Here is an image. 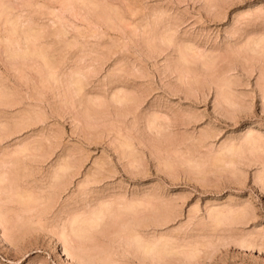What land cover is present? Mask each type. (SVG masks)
<instances>
[{
    "label": "rangeland",
    "instance_id": "1",
    "mask_svg": "<svg viewBox=\"0 0 264 264\" xmlns=\"http://www.w3.org/2000/svg\"><path fill=\"white\" fill-rule=\"evenodd\" d=\"M81 1L0 0V264H264V0ZM97 205L68 254L61 231Z\"/></svg>",
    "mask_w": 264,
    "mask_h": 264
},
{
    "label": "bare ground",
    "instance_id": "2",
    "mask_svg": "<svg viewBox=\"0 0 264 264\" xmlns=\"http://www.w3.org/2000/svg\"><path fill=\"white\" fill-rule=\"evenodd\" d=\"M81 1V0H80ZM7 2V1H6ZM82 2V1H81ZM10 10V9H9ZM115 16V15H114ZM111 17V16H110ZM119 18H121V17H119ZM109 19V18H108ZM111 19V18H110ZM116 20V19H115ZM17 21H18V19H17ZM111 21H112V19H111ZM108 22H110V21H108ZM18 23V22H17ZM113 23V22H112ZM111 25V24H110ZM112 26V25H111ZM17 27V26H16ZM19 28V27H18ZM11 29H13V27H11ZM29 29V28H28ZM26 29H24L23 31H25ZM28 31V30H27ZM11 33V32H10ZM25 33V32H24ZM27 34V33H26ZM24 35V34H23ZM30 36V35H29ZM263 37V36H262ZM31 38V37H30ZM259 38V37H258ZM16 39V38H15ZM19 39V38H18ZM28 39V38H27ZM254 39V38H253ZM256 39H257V37H256ZM260 39H261V37H260ZM29 40V39H28ZM19 41V40H18ZM256 41V40H255ZM260 42H257V44H259ZM247 44V43H246ZM261 44H262V41H261ZM247 47V46H246ZM249 47V46H248ZM247 47V48H248ZM26 48H28V47H26ZM255 48V47H254ZM32 49V48H31ZM30 49V50H31ZM254 50V49H253ZM257 51H258V49H257ZM23 52V51H22ZM32 53V52H31ZM185 53V52H184ZM17 54V53H16ZM45 54V53H44ZM26 55V54H25ZM185 56H187V54L185 53L184 54ZM16 56V55H15ZM28 56V55H27ZM41 56V55H40ZM185 56L183 57V58H185ZM24 57V56H23ZM43 58H45V57H43ZM188 58V57H187ZM46 60V59H45ZM188 60V59H187ZM208 60V59H207ZM213 60V59H212ZM47 62V61H46ZM49 63V62H48ZM47 63V64H48ZM207 63V62H206ZM226 73V72H225ZM54 75V74H53ZM222 76H224L223 74H222ZM227 77V76H226ZM220 78V77H219ZM224 79H222V77H221V79H222V85L220 86V88L222 89V91H223V89L225 88V87H228V86H230V79L228 78V80H227V78H225V76L223 77ZM57 79V78H56ZM58 80V79H57ZM218 80V79H217ZM227 81V84H223L224 83V81ZM234 80V79H233ZM59 81V80H58ZM229 82V83H228ZM80 83H81V81H80ZM80 83H78L80 86H82ZM219 83V82H218ZM79 86V87H80ZM217 86H219V84L217 85ZM81 88V87H80ZM218 88V87H217ZM219 88V89H220ZM82 89V88H81ZM80 89V90H81ZM229 90V89H228ZM232 90V89H231ZM227 91V90H226ZM232 92V91H231ZM228 93V92H227ZM230 93V92H229ZM229 93L227 94V96L225 95L224 96V99L229 103V104H233V99L230 97V96H228L229 95ZM220 94V93H219ZM233 96H234V94H233ZM222 97V96H221ZM223 98V97H222ZM127 99V98H126ZM128 100H129V98H128ZM223 100V99H222ZM225 101V102H226ZM223 102V101H222ZM226 104V103H225ZM234 104H236V103H234ZM233 106V105H232ZM252 133V132H251ZM251 133H250V135H249V137H247V142H251V143H255V145H256V143H257V140H258V138H256L255 136H253L254 134H252L251 135ZM260 136V135H259ZM246 138V137H245ZM245 142V141H244ZM259 142V141H258ZM128 143V142H127ZM25 144H26V142H25ZM28 144V143H27ZM26 144V145H27ZM242 144V143H241ZM264 144V143H263ZM22 146L21 145V147H23V149H24V151L25 150H27L28 149V146ZM227 145V144H226ZM243 145V144H242ZM253 145V144H252ZM258 145H259V143H258ZM19 146V148H20V145H18ZM123 146V145H122ZM244 146V145H243ZM242 146V147H243ZM249 146V145H248ZM254 146V145H253ZM260 146V145H259ZM40 147H42L41 145H40ZM225 147V146H224ZM247 146L245 145V148H246ZM245 148H243V149H245ZM252 148V147H251ZM250 148V149H251ZM256 148V147H255ZM238 149V148H237ZM259 149V148H258ZM15 150H16V148H15ZM20 150V149H19ZM22 150V149H21ZM226 150H228L230 153H232V154H235L236 155V152L238 151V150H236V145H229L228 147H226ZM242 150V149H241ZM241 150H240V152H241ZM263 150V149H262ZM221 151V150H220ZM242 151H244V150H242ZM260 151H261V149H260ZM21 152V151H20ZM31 152V151H30ZM33 152V151H32ZM224 152H226V151H224ZM239 152V151H238ZM239 152V153H240ZM16 153H19V151L17 150L16 151ZM16 153H14V154H16ZM23 152H21V154H22ZM230 153H229V156H233V155H230ZM41 154V153H40ZM238 154V153H237ZM245 154V153H244ZM243 154V155H244ZM12 155V153L10 154V156ZM17 155V154H16ZM13 156H15V155H13ZM18 156V155H17ZM16 156V157H17ZM224 156V155H223ZM222 156V158H224ZM228 156V155H227ZM228 156V157H229ZM16 157L13 159V160H15L16 159ZM231 158V157H230ZM233 158V157H232ZM21 159V158H20ZM227 159V158H226ZM13 160H12V163H13ZM222 161L221 162H223L225 159H221ZM231 160V159H230ZM229 159L228 160H225V161H227V163H229V161H230ZM18 161V160H17ZM16 161V163H18ZM219 161H220V157H219ZM66 162V161H65ZM64 162V163H65ZM69 162V161H68ZM217 162V161H216ZM238 162V161H237ZM236 162V160H234V159H232L231 161H230V164H231V166L233 165V164H236L237 163ZM59 164L58 166L60 167V170H59V168H58V170L62 173V170H63V173L62 174H64L66 171H68V170H70V165L68 164V163H65V164ZM72 163V162H71ZM224 163V162H223ZM170 164H172V163H170ZM101 165V164H100ZM231 166H230V168H231ZM236 166V165H235ZM234 165L232 166V167H235ZM15 167V166H14ZM172 167V166H171ZM72 168V167H71ZM10 169V168H9ZM172 169H173V167H172ZM58 170H57V172H56V169H55V175L53 176L54 177V179H58V178H60L61 177V173H59L58 172ZM263 170V169H262ZM3 171V170H2ZM1 172V171H0ZM9 172L11 173V171L9 170ZM262 172V171H261ZM3 174H4V172H2ZM6 173H8V171L6 172ZM53 173V172H52ZM2 174V175H3ZM260 174H262V173H260ZM259 174V175H260ZM2 175H0V181H4L5 179H6V177L8 176V174H6L7 176H2ZM5 177V178H4ZM10 177H11V174H10ZM64 177V176H63ZM62 178V177H61ZM259 178H260V176H259ZM12 179H14V177L12 178ZM16 179V178H15ZM14 179V180H15ZM261 179L262 180H264V178L261 176ZM260 179V180H261ZM9 180V179H8ZM2 182H0V184L2 183ZM6 182V181H5ZM10 182L11 181H9V184L8 185H10ZM14 182V181H13ZM18 184V183H17ZM52 184V183H51ZM7 185V186H8ZM2 186V187H1ZM0 187H1V189H6L7 187L6 186H3V184L1 185ZM5 187V188H4ZM11 187H14V185H11L9 188H8V190H10V191H12L13 190V188L11 189ZM18 187V186H17ZM17 187H16V189H17ZM53 187V186H52ZM15 189V188H14ZM16 189H15V191H13L14 192V195H15V193H16ZM19 189V188H18ZM17 189V190H18ZM27 189V188H26ZM7 189H6V191H8ZM10 191L8 192V193H10ZM3 192V191H2ZM13 192H12V194H13ZM24 192H25V190H24ZM28 192H30L31 193V191H29L28 190ZM5 193V192H4ZM18 193V192H17ZM33 193V192H32ZM6 196V195H5ZM8 196V195H7ZM16 196V195H15ZM27 197H31V195L29 196V195H26ZM36 196V195H35ZM48 196V195H47ZM9 197V196H8ZM27 197H25V198H27ZM10 198V197H9ZM148 198V197H147ZM15 199V198H14ZM23 199V198H22ZM28 199V198H27ZM35 199V198H34ZM34 199H32V200H34ZM37 199V198H36ZM40 198H38V201H41V200H39ZM49 199H51L50 197H49ZM151 199V197L147 200L146 199V201H148L147 203H149V200ZM11 200V199H10ZM48 200V199H47ZM46 200V201H47ZM16 201V200H15ZM26 201H28V200H26ZM29 201H30V203H31V200L29 199ZM118 201H120V200H118ZM128 201V200H127ZM127 201L125 202V203H127ZM130 201V200H129ZM145 201V200H144ZM145 201V202H146ZM42 202V201H41ZM107 202V201H106ZM106 202H102L103 204H106ZM112 203H113V201H111ZM110 202V203H111ZM22 203V202H21ZM27 204H28V202H26ZM34 203V202H33ZM35 203H40V202H36L35 201ZM109 203V202H108ZM115 203V202H114ZM123 203H124V201H123ZM122 203V204H123ZM146 203V204H147ZM23 204H25V202L23 203ZM42 204V203H41ZM45 204V203H44ZM101 204V203H100ZM103 204H102V206H103ZM128 204V203H127ZM26 205V204H25ZM99 205V204H98ZM97 205V206H98ZM109 205V204H108ZM107 205V206H108ZM117 205H119L120 207H121V203H118ZM126 205V204H125ZM137 205L138 204H136V201L135 202H133V203H131L129 206L127 205V207L126 208H128V209H131V210H134V209H136L137 208ZM1 206V205H0ZM28 206V205H27ZM40 206V205H39ZM105 206V205H104ZM103 206V207H104ZM118 206V207H119ZM124 206V205H123ZM153 206V205H152ZM106 207V206H105ZM111 207H112V204H111V206L109 205L108 206V208H110L111 209ZM31 208V207H30ZM30 208H28L27 210L28 211H33L32 209H30ZM33 208V207H32ZM42 208V207H41ZM94 208V207H93ZM107 207H106V209H108ZM126 208H123V209H126ZM146 208L147 207H145V210H146ZM151 208H153V207H151ZM21 209V208H20ZM25 209V208H24ZM30 209V210H29ZM34 209V208H33ZM106 209H101L99 206H98V211H92V212H90V213H92V214H90V216H88V213H89V211L86 213V212H84L85 213V215H79V214H75V217L74 216H71V220L70 221H72L71 222V224H70V226H69V229L67 228V229H63L64 231H61L62 233H60V235L65 239V241H68V240H72V243L69 241V245H67V246H69V247H65V249H63V250H65V252H67L68 254H73V252L74 253H76V251H77V253H81V254H78V255H80L81 257H85V255H83L84 253H82V252H79V250L81 251V250H83L81 247L79 248V245L77 246V244L75 245V241L73 240V239H69V237L71 236V235H73L74 234V236L76 235V236H78V239L80 238H84L83 236L85 235V233L86 232H88L89 230H90V228H92L93 227V229H94V227L96 226H98L99 224H101L100 222L102 221V219L104 220V218H105V214H107V210ZM121 209V208H120ZM128 209H126V210H128ZM166 209V208H165ZM210 209V214H211V216L214 218V219H216V220H221V219H224V218H227V217H229L235 210L233 209V208H231V207H228V208H212V210H211V208H209ZM246 209V208H245ZM26 210V209H25ZM93 210H95V209H93ZM96 210H97V207H96ZM105 210L107 211L106 213H105ZM167 210V209H166ZM165 210V211H166ZM3 211V210H2ZM1 211V212H2ZM110 211V210H109ZM136 211V210H135ZM159 211V210H158ZM209 211V210H208ZM0 212V213H1ZM155 212V211H154ZM156 212H157V210H156ZM244 212H245V210H244ZM3 213H4V211H3ZM30 213V212H29ZM108 213H110V212H108ZM136 213V212H135ZM158 213V212H157ZM209 213V212H208ZM246 213V212H245ZM139 214V213H138ZM165 214V213H164ZM1 215V214H0ZM5 215H6V213H5ZM8 215V214H7ZM7 215H6V217H7ZM137 215V214H136ZM159 215H161V214H159ZM242 214H239V216H241ZM245 215V214H244ZM2 216V215H1ZM0 216V217H1ZM11 216V215H10ZM109 216V215H108ZM115 218H116V216L115 215H113ZM112 216V217H113ZM3 217H4V214H3ZM5 217V218H6ZM74 217V218H73ZM110 217V216H109ZM158 217V216H157ZM73 218V219H72ZM118 219H120L119 218V216L117 217ZM167 218V217H166ZM212 218V219H213ZM12 218H10L9 219V221L11 220ZM20 219V218H19ZM113 219V218H112ZM133 219H134V217H133ZM164 219H165V217H164ZM163 219V220H164ZM6 220V219H5ZM4 220V221H5ZM16 220H17V218H16ZM107 220V219H106ZM116 220V219H115ZM127 220H128V218H127ZM167 219H165V221H166ZM12 221V220H11ZM124 221V220H123ZM128 221H130V219L128 220ZM6 222V221H5ZM21 222V221H20ZM31 222H33V221H31ZM107 222V221H106ZM135 222V221H134ZM215 222V221H214ZM70 223V222H69ZM111 223V222H110ZM109 223V224H110ZM113 223H114V221H113ZM116 224H118L117 222H115ZM121 223V222H120ZM126 223V222H125ZM145 223V222H144ZM159 223V222H158ZM24 224V223H23ZM30 224V223H29ZM106 224H108V223H106ZM115 225V224H114ZM129 226H130V223L128 224ZM138 225V224H137ZM100 226V225H99ZM105 226H107V225H105ZM111 226L113 227V224H111ZM122 227H124L123 225H121ZM121 226H119L118 225V227L120 228ZM126 226V225H125ZM95 227V228H96ZM117 227V228H118ZM127 227V226H126ZM5 228V227H4ZM96 229H98V228H96ZM131 229H132V226H131ZM138 229V228H137ZM92 230V229H91ZM10 231V230H9ZM100 230L98 229V232H99ZM122 231V230H121ZM132 231H134V229L132 230ZM92 231H89V233H91ZM101 232V231H100ZM99 232V233H100ZM137 232V233H136ZM16 233V232H15ZM58 233V232H57ZM122 234V233H121ZM141 235V234H140ZM139 234H138V231H134L133 233H132V235L130 236V235H127L126 236V238L128 237V239L129 238H131L132 240H133V242H132V240H130V242H132V243H130L131 245L133 244L134 245V242H135V244H136V246H137V248L139 249V251H142V252H144V253H146L147 255H149L150 254V256H152V257H157V258H161L162 256H164L165 254L167 255V254H175L174 253V251H175V248H174V245H172V246H169L168 244H167V238H165V239H162V240H164V241H162V242H166L165 244L163 243L162 244V246H161V244H160V246L161 247H157L158 246V244L159 243H162V242H157V241H152V240H148V238H142V236H140ZM87 236H88V238L90 239V237H89V235L87 234ZM147 236V235H146ZM93 237V236H92ZM244 237V236H243ZM242 237V238H243ZM247 237V236H246ZM243 238V239H241V241H240V245L241 246H249L250 247V243L251 242H249L248 243V241H247V238ZM75 238V237H74ZM85 238H87V237H85ZM160 238H163V236L162 237H160ZM159 238V239H160ZM264 238V237H263ZM75 239H77V238H75ZM79 239V240H80ZM151 239V238H150ZM153 239V238H152ZM158 239V240H159ZM92 240H93V238H92ZM126 240V239H125ZM157 240V239H156ZM264 240V239H263ZM84 241V240H83ZM83 241H82V244H83ZM90 241H91V239H90ZM89 241V242H90ZM169 241V240H168ZM73 242H74V245H73ZM127 242V241H126ZM129 242V241H128ZM263 243H264V241H263ZM202 244V243H201ZM65 245H66V243H65ZM129 245V244H128ZM192 245V244H191ZM194 245V244H193ZM261 245V244H260ZM179 246V245H178ZM182 246V245H181ZM261 247V246H260ZM89 248V247H88ZM186 248V247H185ZM192 248H193V246H192ZM198 248V247H197ZM190 249V250H188V251H186V250H183V254L185 255V257L186 258H190V259H192L193 257H196V255H197V253H199V251H198V249ZM90 250H92V249H90ZM88 251V250H87ZM136 252V251H135ZM76 253V254H77ZM90 255V254H89ZM113 255V254H112ZM199 255V254H198ZM94 256V255H93ZM81 257H79V258H81ZM102 258L103 259H105L103 262H104V264L105 263H107V264H120L117 260H115V259H113V258H111V253L109 254V253H105L103 256H102ZM102 259V260H103ZM151 259H153V258H151ZM165 259V258H164ZM100 260V259H99ZM157 260V259H156ZM169 260V259H168ZM82 261H83V259H82ZM101 261V260H100ZM125 263V262H124ZM159 263V262H158ZM88 264V263H87Z\"/></svg>",
    "mask_w": 264,
    "mask_h": 264
}]
</instances>
